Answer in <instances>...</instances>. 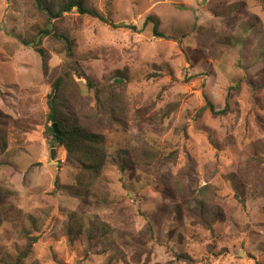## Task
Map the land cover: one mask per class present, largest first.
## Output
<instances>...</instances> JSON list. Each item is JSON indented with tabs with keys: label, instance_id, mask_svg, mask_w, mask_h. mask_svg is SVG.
<instances>
[{
	"label": "rangeland",
	"instance_id": "374dc122",
	"mask_svg": "<svg viewBox=\"0 0 264 264\" xmlns=\"http://www.w3.org/2000/svg\"><path fill=\"white\" fill-rule=\"evenodd\" d=\"M85 4L129 29L74 10L49 25L34 0H0V264L30 238L22 264H264V0ZM45 26L73 40L112 108L73 81L59 95L105 140L90 191L43 135L62 44L41 38L44 75L24 43Z\"/></svg>",
	"mask_w": 264,
	"mask_h": 264
},
{
	"label": "trees",
	"instance_id": "16d2710c",
	"mask_svg": "<svg viewBox=\"0 0 264 264\" xmlns=\"http://www.w3.org/2000/svg\"><path fill=\"white\" fill-rule=\"evenodd\" d=\"M36 9L45 16L49 25L53 21L61 19L65 14L73 10L79 16H87L97 19L101 23L108 24L116 29H129L128 25H115L98 11L88 8L85 0H34ZM152 23L153 35L162 38L163 35L158 32V21L148 17L146 23ZM133 29V28H131ZM50 36L54 40L62 44L63 68L61 74L56 77L50 85V93L48 94L47 106L48 113L46 117L47 126L44 129L43 135L57 147L64 150L66 161L74 164L78 169L79 187L85 191H90L93 184L102 178V171L109 163L107 150L104 146V138L93 132H89L79 123L78 118L71 114H65L58 107L59 95L68 81H73L76 85L82 86V91L85 94L93 95L96 101L100 102V106L106 113L112 108L107 105L104 92L100 90L96 83L89 78L82 68L81 61L85 56H80L75 50L74 42L65 34H60L53 27L45 26L40 32L39 38L27 41L24 44L35 49L41 59V70L44 75L48 73L47 56L44 50L40 47L41 38ZM123 81L125 76L120 74L118 78ZM81 83V84H80ZM105 104L107 105L105 107ZM105 107V108H104ZM208 112L213 116L225 115L228 112V106L221 111H217L213 104L206 100ZM56 127V130L53 127ZM116 166L124 169L123 161H116ZM82 185V186H81ZM1 226V224H0ZM28 241V240H27ZM35 238H30L28 245L14 261H8L6 264H22V261L27 257L32 243ZM188 259V258H187Z\"/></svg>",
	"mask_w": 264,
	"mask_h": 264
},
{
	"label": "water",
	"instance_id": "95a60500",
	"mask_svg": "<svg viewBox=\"0 0 264 264\" xmlns=\"http://www.w3.org/2000/svg\"><path fill=\"white\" fill-rule=\"evenodd\" d=\"M53 128L56 130V127L55 126ZM54 157H55V150L52 149L51 150V159H54Z\"/></svg>",
	"mask_w": 264,
	"mask_h": 264
}]
</instances>
